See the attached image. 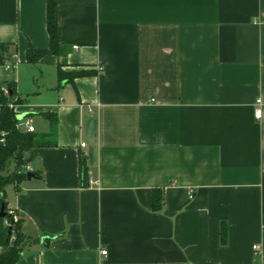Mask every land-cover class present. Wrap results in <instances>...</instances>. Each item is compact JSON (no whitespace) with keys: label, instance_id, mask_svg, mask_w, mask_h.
Listing matches in <instances>:
<instances>
[{"label":"crops","instance_id":"1","mask_svg":"<svg viewBox=\"0 0 264 264\" xmlns=\"http://www.w3.org/2000/svg\"><path fill=\"white\" fill-rule=\"evenodd\" d=\"M53 1L62 52L31 64L46 0H0V91L36 143L16 264H264V0Z\"/></svg>","mask_w":264,"mask_h":264},{"label":"trees","instance_id":"2","mask_svg":"<svg viewBox=\"0 0 264 264\" xmlns=\"http://www.w3.org/2000/svg\"><path fill=\"white\" fill-rule=\"evenodd\" d=\"M46 30L49 37V48L47 50H33L29 48L26 52L27 62L37 63L46 54L59 55L62 48L57 41V17L56 5L53 0H46ZM6 60V48L0 46V65ZM63 63L58 65V78L62 81H72L75 77L85 75L83 72L64 73L61 71ZM66 77V78H64ZM8 95L4 96L0 91V207L4 206L5 217L0 219V264H16L20 259L28 238L20 229V219L13 221L8 214V206L5 201V188L8 185L17 186L26 179L24 163L26 155L36 145L32 133L21 131L17 127V114L9 107L14 95V90L7 85ZM12 166V171L9 167ZM79 171L82 179L86 173V166L82 160L79 161ZM162 204V191L152 190V209L159 210ZM225 229L221 230V240L225 241Z\"/></svg>","mask_w":264,"mask_h":264},{"label":"built area","instance_id":"3","mask_svg":"<svg viewBox=\"0 0 264 264\" xmlns=\"http://www.w3.org/2000/svg\"><path fill=\"white\" fill-rule=\"evenodd\" d=\"M1 92L3 93V95H7L8 94V90L6 88H2ZM257 103H258V107L254 111V116H255L256 119H260V117H261L260 100H258ZM9 107L12 108V105H10ZM20 125H23L26 128L27 132H33L34 131V128L30 125L28 120L22 121L20 123ZM8 214L10 216H12L13 221L17 220L18 216L13 210L9 209L8 210ZM252 249L254 251H257L258 250V246H253ZM102 254H106V252L103 251ZM263 263H264V261H263Z\"/></svg>","mask_w":264,"mask_h":264},{"label":"water","instance_id":"4","mask_svg":"<svg viewBox=\"0 0 264 264\" xmlns=\"http://www.w3.org/2000/svg\"><path fill=\"white\" fill-rule=\"evenodd\" d=\"M23 117H24L23 115H19V116H17V119H18V120H21ZM31 177H32V174H31L30 172L26 174V178H27V179H30ZM4 217H5L4 206L2 205V206L0 207V219H2V218H4Z\"/></svg>","mask_w":264,"mask_h":264},{"label":"rangeland","instance_id":"5","mask_svg":"<svg viewBox=\"0 0 264 264\" xmlns=\"http://www.w3.org/2000/svg\"><path fill=\"white\" fill-rule=\"evenodd\" d=\"M12 169H13V167L10 166L9 171H12ZM12 192H13V187L11 185L6 186L5 195L9 197L12 194Z\"/></svg>","mask_w":264,"mask_h":264}]
</instances>
